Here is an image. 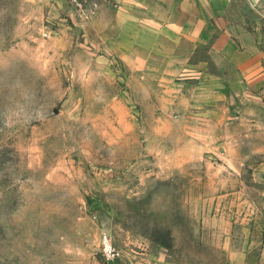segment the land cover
I'll list each match as a JSON object with an SVG mask.
<instances>
[{
    "label": "rangeland",
    "instance_id": "obj_1",
    "mask_svg": "<svg viewBox=\"0 0 264 264\" xmlns=\"http://www.w3.org/2000/svg\"><path fill=\"white\" fill-rule=\"evenodd\" d=\"M257 43L264 0H0V264H264Z\"/></svg>",
    "mask_w": 264,
    "mask_h": 264
},
{
    "label": "crops",
    "instance_id": "obj_2",
    "mask_svg": "<svg viewBox=\"0 0 264 264\" xmlns=\"http://www.w3.org/2000/svg\"><path fill=\"white\" fill-rule=\"evenodd\" d=\"M122 3H126L127 5L133 6L136 0H117ZM232 45V43H231ZM235 49L236 46L232 45ZM239 50L236 55L242 56L243 64L241 68L243 70V74L245 75H256V76H264V51L257 43L255 47H237ZM235 56V55H234ZM248 70V71H245ZM245 71V72H244Z\"/></svg>",
    "mask_w": 264,
    "mask_h": 264
},
{
    "label": "built area",
    "instance_id": "obj_3",
    "mask_svg": "<svg viewBox=\"0 0 264 264\" xmlns=\"http://www.w3.org/2000/svg\"><path fill=\"white\" fill-rule=\"evenodd\" d=\"M105 1H108V0H105Z\"/></svg>",
    "mask_w": 264,
    "mask_h": 264
}]
</instances>
